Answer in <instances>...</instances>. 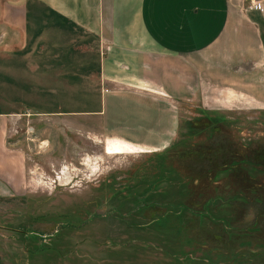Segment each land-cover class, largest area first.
<instances>
[{
  "label": "rangeland",
  "instance_id": "rangeland-1",
  "mask_svg": "<svg viewBox=\"0 0 264 264\" xmlns=\"http://www.w3.org/2000/svg\"><path fill=\"white\" fill-rule=\"evenodd\" d=\"M8 86L0 125L24 174L0 183V264H264V104L180 102L170 145L142 152Z\"/></svg>",
  "mask_w": 264,
  "mask_h": 264
},
{
  "label": "crops",
  "instance_id": "crops-1",
  "mask_svg": "<svg viewBox=\"0 0 264 264\" xmlns=\"http://www.w3.org/2000/svg\"><path fill=\"white\" fill-rule=\"evenodd\" d=\"M0 84L44 116L97 117L104 138L166 148L178 104H264V2L0 0ZM8 113H0V117ZM0 125V183L24 161Z\"/></svg>",
  "mask_w": 264,
  "mask_h": 264
},
{
  "label": "built area",
  "instance_id": "built-area-1",
  "mask_svg": "<svg viewBox=\"0 0 264 264\" xmlns=\"http://www.w3.org/2000/svg\"><path fill=\"white\" fill-rule=\"evenodd\" d=\"M245 2H248L249 7L251 8H258L260 9L262 6V3L264 0H244Z\"/></svg>",
  "mask_w": 264,
  "mask_h": 264
},
{
  "label": "flooded vegetation",
  "instance_id": "flooded-vegetation-1",
  "mask_svg": "<svg viewBox=\"0 0 264 264\" xmlns=\"http://www.w3.org/2000/svg\"><path fill=\"white\" fill-rule=\"evenodd\" d=\"M169 145H170V144H169ZM169 145H168V146H169Z\"/></svg>",
  "mask_w": 264,
  "mask_h": 264
}]
</instances>
